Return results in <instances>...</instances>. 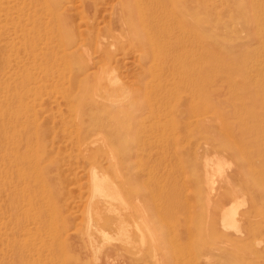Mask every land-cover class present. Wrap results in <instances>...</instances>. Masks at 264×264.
I'll return each instance as SVG.
<instances>
[{
  "label": "rangeland",
  "instance_id": "374dc122",
  "mask_svg": "<svg viewBox=\"0 0 264 264\" xmlns=\"http://www.w3.org/2000/svg\"><path fill=\"white\" fill-rule=\"evenodd\" d=\"M0 264H264V0H0Z\"/></svg>",
  "mask_w": 264,
  "mask_h": 264
},
{
  "label": "bare ground",
  "instance_id": "6f19581e",
  "mask_svg": "<svg viewBox=\"0 0 264 264\" xmlns=\"http://www.w3.org/2000/svg\"><path fill=\"white\" fill-rule=\"evenodd\" d=\"M251 18V17H250ZM178 26H179V28H181V29H184V30H186V31H190V28H189V26H186L181 20H179L178 21ZM185 31V32H186ZM195 28L193 27V30H192V34H195ZM155 32V28H154V30L153 31H151L150 30V33H154ZM153 35V34H152ZM94 65H97V63L96 64H94ZM103 68V67H102ZM102 68H100V71H101V69ZM203 70V69H201V68H197V70ZM103 71H105L104 69H102ZM107 70V69H106ZM104 73H106L105 75H107L108 73H110L109 71H108V73H107V71H105ZM120 92V91H119ZM117 93H118V90H117ZM107 174V173H106ZM94 190L96 191V192H98V194H99V196H100V198L98 197V199H101V200H103L104 201V203L105 202H107L108 203V201H109V199L111 198V199H117L118 198V193L116 192L117 190H115V188H114V186L113 185H111L110 183H108V182H103V181H99V180H97L96 179V181L94 182ZM119 190V189H118ZM119 192V191H118ZM120 194V193H119ZM228 196H229V192H227V193H225V195L221 198V200H220V202H222V204H221V210L222 211H224L223 212V214H222V227H224V228H228V227H230L232 224H235L236 222H237V220L236 219H233L232 220V218H230V217H228L227 216V212H226V210H227V208L229 207V204H230V202H228ZM109 197V198H108ZM223 198H224V200H223ZM110 202V201H109ZM108 206V205H107ZM107 211V213H111V211H113V210H111V207L110 206H108V208H106V210H105V212Z\"/></svg>",
  "mask_w": 264,
  "mask_h": 264
}]
</instances>
